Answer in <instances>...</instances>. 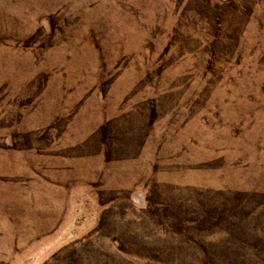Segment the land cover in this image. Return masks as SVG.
<instances>
[{
	"label": "rangeland",
	"instance_id": "1",
	"mask_svg": "<svg viewBox=\"0 0 264 264\" xmlns=\"http://www.w3.org/2000/svg\"><path fill=\"white\" fill-rule=\"evenodd\" d=\"M0 264H264V0H0Z\"/></svg>",
	"mask_w": 264,
	"mask_h": 264
}]
</instances>
